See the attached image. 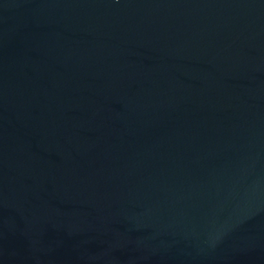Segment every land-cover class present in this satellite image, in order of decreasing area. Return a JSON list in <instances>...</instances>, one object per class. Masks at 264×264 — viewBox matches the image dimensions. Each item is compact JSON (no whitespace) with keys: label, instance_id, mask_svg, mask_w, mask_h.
<instances>
[{"label":"water","instance_id":"obj_1","mask_svg":"<svg viewBox=\"0 0 264 264\" xmlns=\"http://www.w3.org/2000/svg\"><path fill=\"white\" fill-rule=\"evenodd\" d=\"M0 264H264V0H0Z\"/></svg>","mask_w":264,"mask_h":264}]
</instances>
